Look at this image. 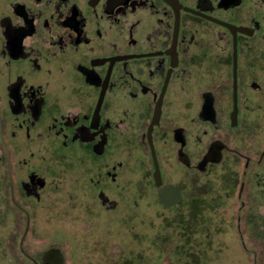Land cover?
I'll return each instance as SVG.
<instances>
[{
	"label": "flooded vegetation",
	"instance_id": "1",
	"mask_svg": "<svg viewBox=\"0 0 264 264\" xmlns=\"http://www.w3.org/2000/svg\"><path fill=\"white\" fill-rule=\"evenodd\" d=\"M241 253L264 259V0H0V264Z\"/></svg>",
	"mask_w": 264,
	"mask_h": 264
},
{
	"label": "rangeland",
	"instance_id": "2",
	"mask_svg": "<svg viewBox=\"0 0 264 264\" xmlns=\"http://www.w3.org/2000/svg\"><path fill=\"white\" fill-rule=\"evenodd\" d=\"M152 209V208H150ZM199 258L204 257H198L196 258L197 263L200 261ZM207 260L205 261V264H257V263H264V259L258 255L257 257L253 255H209L206 257ZM199 259V260H198ZM204 262V261H203Z\"/></svg>",
	"mask_w": 264,
	"mask_h": 264
},
{
	"label": "water",
	"instance_id": "3",
	"mask_svg": "<svg viewBox=\"0 0 264 264\" xmlns=\"http://www.w3.org/2000/svg\"><path fill=\"white\" fill-rule=\"evenodd\" d=\"M157 170H158V165H157ZM158 174H159V173L157 172V173H156V177H158Z\"/></svg>",
	"mask_w": 264,
	"mask_h": 264
}]
</instances>
